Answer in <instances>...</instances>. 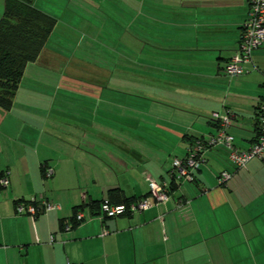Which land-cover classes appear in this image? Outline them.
<instances>
[{
  "label": "crops",
  "instance_id": "1",
  "mask_svg": "<svg viewBox=\"0 0 264 264\" xmlns=\"http://www.w3.org/2000/svg\"><path fill=\"white\" fill-rule=\"evenodd\" d=\"M31 1L58 26L11 109L0 108V172L9 179L0 188V264H264V159L236 168L225 147H206L194 179L175 180L168 202L113 218L90 207L110 189L136 200L150 197L151 183H170L173 159L216 132L214 112L233 115L237 148L254 142L264 44L246 72L224 71L247 0H124L123 22L115 0ZM3 8L0 0V17ZM100 15L122 25L119 61L103 69L108 85L67 81L80 69L61 68L50 46L98 30ZM47 56L50 69H32ZM223 171L230 177L219 183ZM31 198L60 207L16 214V202Z\"/></svg>",
  "mask_w": 264,
  "mask_h": 264
},
{
  "label": "built area",
  "instance_id": "2",
  "mask_svg": "<svg viewBox=\"0 0 264 264\" xmlns=\"http://www.w3.org/2000/svg\"><path fill=\"white\" fill-rule=\"evenodd\" d=\"M248 16L242 24L241 35L236 53L225 65V73L228 76H236L247 71L246 67L252 63V52L264 44V0H247ZM233 115L230 112L212 113L211 119L217 124V130L206 141L196 140L188 149L184 158H176L172 161L175 180L192 181L194 171L199 169L202 162V152L206 147L222 146L228 151V157L236 168H243L253 158L264 159V99L256 108V130L254 142L245 150H240L234 144V137L227 131L231 125ZM44 175H52V169L45 167ZM230 174L226 171L220 173L219 183L228 180ZM9 184L8 174L0 175V188ZM150 197L136 199L128 204H114L104 198L99 205V213L104 217H117L126 213L140 212L152 204L166 203L170 199V185L167 182H153L149 188ZM153 199V200H152ZM60 206L44 198H31L16 202L15 210L18 215H31L58 209ZM83 214L77 212L76 221L83 219ZM66 225V229H69ZM71 264V263H68Z\"/></svg>",
  "mask_w": 264,
  "mask_h": 264
},
{
  "label": "trees",
  "instance_id": "3",
  "mask_svg": "<svg viewBox=\"0 0 264 264\" xmlns=\"http://www.w3.org/2000/svg\"><path fill=\"white\" fill-rule=\"evenodd\" d=\"M57 26L56 17L41 10L31 0H4L0 17V108L11 109L28 65L40 61ZM174 183L172 178L170 191L174 190ZM120 192L110 189V199H107L114 204H128L134 200L122 197ZM102 200L92 202L91 209H99ZM75 211L77 213V209Z\"/></svg>",
  "mask_w": 264,
  "mask_h": 264
},
{
  "label": "rangeland",
  "instance_id": "4",
  "mask_svg": "<svg viewBox=\"0 0 264 264\" xmlns=\"http://www.w3.org/2000/svg\"><path fill=\"white\" fill-rule=\"evenodd\" d=\"M115 7L118 9L116 12L120 17L118 18L120 22H123L124 19V0H115ZM69 4L68 1L65 2ZM135 3H132L134 6ZM136 6V5H135ZM93 12V11H91ZM93 16V15H92ZM94 17H91V14L83 16V21L90 22ZM82 19V18H81ZM107 19L99 16V25L98 30L88 31V28L84 29L83 33L77 35V43L74 44L72 40L60 41L56 40L52 42L50 46L51 58L53 57L54 61L61 60V68H65L68 71H74L80 69L74 79L67 78V81H73V83L85 86L94 84L97 85H108V77L103 73V69L108 67L107 61H119L118 58L121 56V37H122V25L119 24V27H115L114 24L108 22ZM137 22V19H136ZM133 34L137 31L132 27ZM134 49L138 50V42H136ZM137 47V48H136ZM49 53V51H48ZM47 53V54H48ZM49 56L43 58V62L39 66H34L32 69H50L47 61H49ZM76 56V62L73 61H64L65 57ZM78 57V58H77ZM82 60H78V59ZM132 59L136 60L137 55H132ZM124 61L123 58H121ZM80 61V62H78ZM137 61V60H136ZM95 64L97 67H93ZM102 68V69H101ZM98 69V70H97ZM96 78H95V77ZM74 77V76H73ZM95 85V86H97Z\"/></svg>",
  "mask_w": 264,
  "mask_h": 264
}]
</instances>
